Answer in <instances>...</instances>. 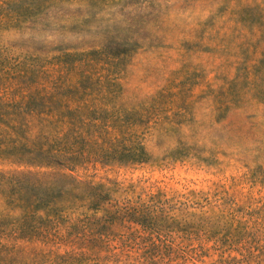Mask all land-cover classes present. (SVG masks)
<instances>
[{
  "label": "rangeland",
  "instance_id": "rangeland-1",
  "mask_svg": "<svg viewBox=\"0 0 264 264\" xmlns=\"http://www.w3.org/2000/svg\"><path fill=\"white\" fill-rule=\"evenodd\" d=\"M0 264H264V0H0Z\"/></svg>",
  "mask_w": 264,
  "mask_h": 264
},
{
  "label": "trees",
  "instance_id": "trees-1",
  "mask_svg": "<svg viewBox=\"0 0 264 264\" xmlns=\"http://www.w3.org/2000/svg\"><path fill=\"white\" fill-rule=\"evenodd\" d=\"M252 10H257V7H254V8H248V9H243L240 11L241 12H245V13H252Z\"/></svg>",
  "mask_w": 264,
  "mask_h": 264
}]
</instances>
